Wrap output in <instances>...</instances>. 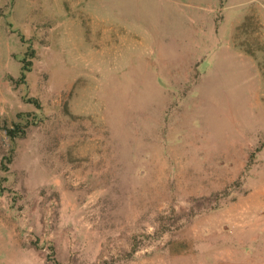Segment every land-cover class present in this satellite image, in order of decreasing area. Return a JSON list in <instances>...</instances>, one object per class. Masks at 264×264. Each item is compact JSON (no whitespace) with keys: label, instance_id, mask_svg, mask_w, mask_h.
<instances>
[{"label":"rangeland","instance_id":"374dc122","mask_svg":"<svg viewBox=\"0 0 264 264\" xmlns=\"http://www.w3.org/2000/svg\"><path fill=\"white\" fill-rule=\"evenodd\" d=\"M0 264H264V0H0Z\"/></svg>","mask_w":264,"mask_h":264},{"label":"trees","instance_id":"16d2710c","mask_svg":"<svg viewBox=\"0 0 264 264\" xmlns=\"http://www.w3.org/2000/svg\"><path fill=\"white\" fill-rule=\"evenodd\" d=\"M29 70H30V61H27L22 65L21 76H20L21 80L25 78V74ZM32 100L36 102L35 99ZM19 132H21L22 134L24 133V127L23 126L21 127L20 123H15L14 128L13 127L6 128V133L12 140L19 134ZM8 160H10V157Z\"/></svg>","mask_w":264,"mask_h":264}]
</instances>
